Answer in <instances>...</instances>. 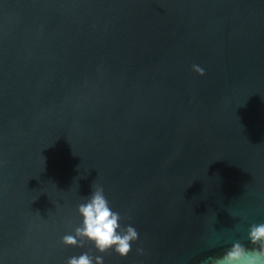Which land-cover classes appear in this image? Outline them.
<instances>
[{
    "label": "water",
    "instance_id": "water-1",
    "mask_svg": "<svg viewBox=\"0 0 264 264\" xmlns=\"http://www.w3.org/2000/svg\"><path fill=\"white\" fill-rule=\"evenodd\" d=\"M94 183L139 233L104 264H202L251 246L264 0H0V264L101 255L61 243Z\"/></svg>",
    "mask_w": 264,
    "mask_h": 264
},
{
    "label": "clouds",
    "instance_id": "clouds-1",
    "mask_svg": "<svg viewBox=\"0 0 264 264\" xmlns=\"http://www.w3.org/2000/svg\"><path fill=\"white\" fill-rule=\"evenodd\" d=\"M192 69L200 76L205 74V70L198 65H192ZM77 212L82 218L81 224L73 233L65 234L61 243L66 247L78 248L92 244L101 255L93 256L86 251L70 257L66 264H104L103 254L111 252L127 257L132 251V245L139 240L135 227L121 223V214L112 209L104 187L98 183L92 185L91 195L77 205ZM246 239L250 247L239 240H233L231 247L221 255L208 257L202 264H264V222L250 224ZM136 251L143 254L142 248Z\"/></svg>",
    "mask_w": 264,
    "mask_h": 264
}]
</instances>
